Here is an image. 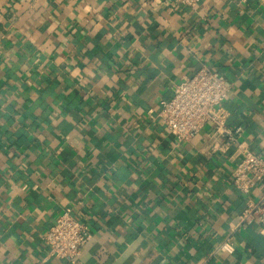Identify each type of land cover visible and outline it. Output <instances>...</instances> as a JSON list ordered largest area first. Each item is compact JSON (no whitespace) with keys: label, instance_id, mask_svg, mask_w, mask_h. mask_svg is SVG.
I'll return each mask as SVG.
<instances>
[{"label":"crops","instance_id":"obj_1","mask_svg":"<svg viewBox=\"0 0 264 264\" xmlns=\"http://www.w3.org/2000/svg\"><path fill=\"white\" fill-rule=\"evenodd\" d=\"M202 65L231 134L179 141L160 102ZM241 144L264 156V0H0V264H70L44 242L63 210L81 264H264Z\"/></svg>","mask_w":264,"mask_h":264},{"label":"built area","instance_id":"obj_2","mask_svg":"<svg viewBox=\"0 0 264 264\" xmlns=\"http://www.w3.org/2000/svg\"><path fill=\"white\" fill-rule=\"evenodd\" d=\"M178 4L194 6L201 0H175ZM229 85L215 70L202 65L191 76L185 77L173 88L172 96L161 100L157 116L179 141L193 137L206 122H211L215 133H228L226 111L221 103L226 98ZM240 127L235 129L236 132ZM239 159L232 172L234 186L247 195L245 208L240 215L241 222L257 221L264 231V156L239 145ZM262 184L263 191L258 199L249 197L252 188ZM89 235L81 221L67 210L58 213L44 235L49 255L65 258L70 264H81L80 254ZM234 244L228 237L221 241L214 252L234 251Z\"/></svg>","mask_w":264,"mask_h":264}]
</instances>
